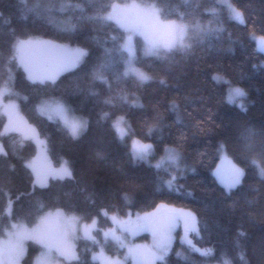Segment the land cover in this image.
Here are the masks:
<instances>
[{
    "label": "trees",
    "instance_id": "1",
    "mask_svg": "<svg viewBox=\"0 0 264 264\" xmlns=\"http://www.w3.org/2000/svg\"><path fill=\"white\" fill-rule=\"evenodd\" d=\"M136 1L155 3L162 9V18L178 19L182 15L187 23L199 21L207 26L211 22L213 28L219 19V26L225 30L218 39L196 45L190 56L177 54L167 63L145 56L143 38L137 35L136 65L152 80L139 85L132 78L117 83L111 73L107 76L112 82V95L122 91L130 102L138 98L143 109L119 102L115 107L104 106L87 93L89 86H93L101 97L110 95L99 81L92 85V72L103 62L104 48L113 47L111 37L119 39L124 34L118 25L85 23L78 25L75 33L66 35L61 29L78 23V11H57L49 22L27 11L49 0H26V4L22 0H0V82L11 69L23 117L45 138L53 164L67 161L75 177L50 179L43 188L34 185V173L26 167V161L35 155L37 144L32 139L19 142L17 133L3 134L6 118L1 112L0 141L8 156L0 154V236L12 221L22 220L32 226L48 211L61 210L87 222L96 219L94 238L98 243L79 237L75 244L77 259L68 264H100L93 254L103 243L102 230L112 226V216L146 213L166 204L195 214L199 231L191 232V239L198 247H210L212 253L202 256L192 252L180 240L177 230L163 264H199L204 259L225 258L231 264H242L241 252L248 264H264V179L251 163L255 159L264 167V157L260 155L264 143V51L258 47L260 37H264V0H230L244 12L243 25L229 17L221 0ZM53 2L58 6L62 0ZM70 2L84 3L88 15L96 11L85 0ZM110 2L132 0H99L102 4ZM29 38L86 48L89 57L61 73L55 82H33L18 61L9 62L15 41ZM123 67L118 65L121 71ZM216 75L246 92L241 101L246 111L228 103L229 84L214 81ZM160 80L165 83H159ZM48 99L64 101L73 114L88 121L87 130L78 140L66 134L59 120H49L39 113L38 105ZM102 111L110 113L109 119H100ZM119 116L126 119L127 135L123 139L112 126ZM247 129L256 133L251 150L241 139ZM132 139L153 146L149 162L130 158ZM221 144L233 162L245 170L242 186L231 197L222 194V187L213 175ZM165 147L180 153L181 168L186 170L176 172L167 163L160 169L154 167L164 155ZM170 173L178 178L175 182L178 190H170L163 183ZM9 200L11 217L5 212ZM38 205L42 210H38ZM112 247L108 245L109 251ZM41 249V245L29 240L23 263L33 264Z\"/></svg>",
    "mask_w": 264,
    "mask_h": 264
},
{
    "label": "snow or ice",
    "instance_id": "2",
    "mask_svg": "<svg viewBox=\"0 0 264 264\" xmlns=\"http://www.w3.org/2000/svg\"><path fill=\"white\" fill-rule=\"evenodd\" d=\"M26 4V0H22ZM85 2L96 9L95 13L88 15L84 3H72L70 0H62L57 6L53 0L48 3L38 5L34 9H28V12L33 13L38 19L53 21V14L57 11L65 12L69 9L78 11L80 15L77 17L78 23H72L61 30L64 34L70 35L78 30V25L91 23L93 25L105 26L110 23H115L123 30V35L118 39L112 36V48H104L105 58L102 63L95 66L92 72V85L97 81L105 85L110 93L107 97H101L100 93L94 90L93 86H89L87 93L89 96L96 98L97 103L104 106L115 107L116 102L126 104L130 107L143 109L144 105L133 99L131 102L128 96L122 91H118L112 95V82L109 80L107 73H111L117 83L127 80L128 78L135 79L139 85H143L152 80V77L135 67L137 62L136 47L134 38L139 35L143 38L144 55L155 57L162 63H167L177 54L182 56H190L193 48L198 44H205L212 38H219V34L225 31L220 27L219 19L216 20L217 27L213 28L211 22L205 26L199 21L187 23L182 15L178 19L162 18V9L155 3H143L132 0L131 3L110 2L108 4L99 3V0H85ZM224 7L229 12V17L234 19L239 24H245L244 12L236 8L230 0H221ZM217 16L218 12H215ZM27 18V15L24 16ZM260 43L264 50V37H260ZM42 50L44 52L55 53L52 56H46L40 61H37L32 52ZM12 56L10 61H18L24 71L28 73V78L33 82L45 81L55 82L60 73L70 70L86 60L89 57V52L86 48L69 49L65 46L56 44L53 41L36 42L31 39H17L12 46ZM123 64V70L118 69V65ZM12 76L9 75V82ZM216 82H225L229 84V92L227 100L229 104L237 105L242 111H246L245 105L241 102L247 95L246 92L239 87L231 86L230 81L216 75L213 77ZM159 83L164 84L165 81L160 80ZM12 92L8 87V83L0 86V110L8 118V124L5 126V132H20L22 136L35 140L38 145L43 146L45 141H41L39 134L35 129L27 126L19 117L17 106L13 103L4 104L3 97L11 95ZM172 109H176V105H172ZM37 110L42 115H47L49 120L58 119L63 126V130L73 140H78L88 128V121L84 119L72 118L67 116L68 109L61 102L50 103L43 101L38 105ZM110 113L102 111L101 120H107ZM124 117H118L112 124L116 129L119 138L123 139L127 135ZM152 129H149L151 133ZM256 135L251 129H247L241 139L245 142V147L252 149V138ZM153 146L151 144H142L139 141H133L130 158L136 162H149V158L153 154ZM220 154L221 164L218 165L213 173L215 182L222 187V194L225 197H231L234 190L242 186L245 178V170L234 164L228 157L223 144L217 149ZM0 154L4 157L8 156L3 145H0ZM260 155L264 157V143L261 146ZM46 159V158H45ZM182 157L175 148L165 147L164 155L160 158L154 167L160 169L162 164L167 163L176 172L184 171L181 168ZM259 170V176L264 179V167H260L255 159L251 161ZM31 168L35 175V184L40 187H46L49 179L64 180L74 179L72 168L67 161H64L60 168H53L50 165L41 164L39 158L26 165ZM170 178L164 181V185L170 190H178L175 188L177 176L170 173ZM127 199V196H125ZM161 204L159 208H165ZM38 210H42V206H37ZM159 211V210H158ZM6 214L12 215V201L9 200L8 206L5 209ZM106 215V213H105ZM75 220V217L68 218L62 212L57 211L55 215L48 212L40 218V223L34 228H28L23 224L12 223L10 228H5L6 239H0V264H19L20 257L25 253V244L32 240L41 245L42 251L35 261V264H53V259L57 256L65 257L72 260L77 259L74 252L70 251L68 241V233ZM113 223L117 224L122 232H128L135 235L141 231H149L154 238L153 249H144L141 246H129L124 243L116 232H105V237H111L116 240L122 247L128 249V255L132 256L136 264H156L160 261L161 264L165 261L170 245L172 242V232L183 222L185 240L192 246L191 240H187V235L190 231L198 232L196 227V219L191 212L177 211L175 209L157 215V213H147L143 217L137 216L136 220L130 218L125 221H120L117 217H112ZM95 221H93V226ZM88 226H85V235L90 236ZM241 236L244 233H240ZM98 243V242H97ZM194 247V246H193ZM196 252H200L203 256H209L211 249L201 251L195 248ZM94 260H98L101 264H121L119 259H111L105 257L103 251L97 256H93ZM239 260L242 264H248L244 258L243 252L239 254ZM223 264H231L230 260H224Z\"/></svg>",
    "mask_w": 264,
    "mask_h": 264
},
{
    "label": "rangeland",
    "instance_id": "3",
    "mask_svg": "<svg viewBox=\"0 0 264 264\" xmlns=\"http://www.w3.org/2000/svg\"><path fill=\"white\" fill-rule=\"evenodd\" d=\"M136 2H137V1H136ZM127 3H131V2H127ZM232 4H233V3H232ZM233 5H234V4H233ZM234 6H235V5H234ZM235 7H236V6H235ZM236 8H237V7H236ZM29 39H31V40H33V41H36V42L47 41V40H44V39H41V38H29ZM56 44H59V45L65 46V47H67V48H69V49H75V48L79 47V46H72V45H69V44H62V43H56ZM258 47H259L260 49H262V45H261V43H260V40L258 41ZM79 48H82V47H79ZM262 51H264V50H262ZM31 55H33L34 58H35L37 61H40V60H42L43 58H45L46 56H52V55H55V53H50V52H44V51H42V50H37V51H35V52H32ZM135 67H137V68L140 69L141 71L146 72L145 70L139 68L136 64H135ZM71 69H72V68H71ZM26 73H27V72H26ZM62 73H63V72H62ZM146 73H147V72H146ZM60 74H61V73H60ZM9 75L12 76V80H11V82H9ZM27 75H28V73H27ZM5 83H8V87L10 88L12 94H11V95H5V96L3 97V103H4V104H8V103H13V104H15V105L17 106V111H18L19 117L21 118L22 122H24V124H26L27 126H30L32 129H35L36 133L39 134V132L37 131V129L35 128V126H34L33 124L29 123L28 121H26L25 118L23 117L21 111H20V107H19V103H18V98L15 96V93H16V92H15V89L13 88V74H12V70H11V69H9V72L7 73V76H5V77L3 78V80L0 82V86H3ZM45 101L50 102V103L61 102V103L65 104L66 107H67V109H68L67 116H68L69 119L77 118V119H84V120H85V118H83V117H81V116H79V115L73 114V113L69 110L67 104H66L64 101L60 100V99H48V100H45ZM1 112L4 113L3 110H0V113H1ZM39 113H40V112H39ZM44 116L47 117V115H44ZM119 117H121V116H119ZM123 117H124V116H123ZM5 118H6V119H5V125H4L3 130H2V133H3V134L17 133V134L19 135V142H21V141L24 140V139H30V138H26V137L22 136L20 132H15V131H12V132H5V126L8 124V118H7L6 115H5ZM54 119H55V120H58V119H56V118H54ZM124 121L126 122L125 117H124ZM123 126L126 127V129H127L126 123H125V125H123ZM125 136H126V135H125ZM125 136H124V137H125ZM39 137H40V140H41V141H45V142H46L45 138H44L43 136H41L40 134H39ZM32 140H33V139H32ZM33 141H35V140H33ZM133 141H139V142L142 143V144H149V143L143 142V141H141V140H139V139H132V140H131V145L133 144ZM35 143H36V142H35ZM36 144H37V143H36ZM0 145H3L1 141H0ZM3 148H4V150L6 151V148H5L4 145H3ZM225 151H226V150H225ZM226 154H227V157L233 162V160L229 157V155H228L227 152H226ZM37 158H39V161H40L41 164L50 165L51 167H53V168H57V169L60 168L61 165H62L63 162H64V161H63L60 165H57V166L54 165L53 162H52V160H51V158H50V155H49V153H48V150H47V146H46V144H44L43 146L37 144V151H36L35 155H34L33 157H31L30 159H28V160L26 161V163L29 164V163L33 162L34 160H36ZM45 158H46V159H45ZM233 163H234V162H233ZM220 164H221V158L219 159V162L217 163V166L220 165ZM234 164H235V163H234ZM217 166H216V167H217ZM237 166H238V165H237ZM216 167H215V169H216ZM49 181H50V179L48 180L47 184L49 183ZM34 182H35V175H34ZM36 185L40 186L39 184H36ZM163 205H165L166 207H165V208H159V206H158L157 208H155L154 210H152V211H150V212L140 213V214H133V215H128V216H126V217H118V216H115V217H117V219L120 220V221H125V220H128L129 218H130L131 220L134 221V220H136L137 216H141V217H143V216H144L145 214H147V213H157V215H161V214H164V213L168 212L169 210L175 209V210H177V211H181V210H182V211H184V212H191V213L194 215L195 219H196L195 214H194L191 210L184 209V208H178V207L171 206V205H166V204H163ZM7 206H8V205H7ZM6 208H7V207H6ZM158 210H159V211H158ZM57 211L62 212L63 215L66 216V217H68V218L75 217V220H74V222H73V224H72V226H71V229L69 230V233H68V241H69V244H70V251L74 252L75 255H76V247H75L76 240H77L79 237H88V236L85 235V226H88V228H89V230H90V231H89L90 236L94 237V234H95L94 231H95V229H96V227H97V220H96V219H93L92 221H89V222H87V221H83V220L80 219L77 215H75V214H68V213H66V212H64V211H61V210L48 211V212H54L53 215H55V213H56ZM46 213H47V212H46ZM46 213L42 214V215L39 217V219L37 220V222H36L34 225H32V226L27 225V224H26L24 221H22V220L12 221L11 224H12V223H18V224H23V225H25V226L28 227V228H34L37 224L40 223V218H41L43 215H45ZM112 217H113V216H112ZM93 221H95V225H94V226H93ZM112 222H113V220H112ZM196 222H197V219H196ZM196 227H197V223H196ZM7 228H10V226L7 227ZM113 230L116 232V235H117V236H120L121 239L124 241V243L127 244V245H129V246H133V247H134V246H141V247L144 248V249H149V250L153 249L154 238H153V235H152L151 232H149V231H141V232L136 233L135 235H132L131 233H128V232H122V231L120 230V228L117 226V224L113 223L112 226L107 227V228H105V229L102 230V236H103L102 239H103V243L101 244L99 250H97V251L93 254V256H94V255H97V256H98V255L101 253V251H103V254H104L105 257H108V258H111V259H119V260L121 261V264H136L135 259H134L132 256H129V255H128V249H127L126 247H122V246L120 245V243H118L116 240L112 239L110 236L107 237V238L105 237V235H104L105 232H110V231H113ZM177 230H178V232H179L178 234H179V238H180V240H181L182 242L186 243L187 246L190 248V250H191L192 252H196V251L194 250L195 248L201 249V251L211 249L210 247H203V248H202V247H198L196 244H194L193 241H192V239H191V236H190V235H191L190 233L193 232V231H190V232L188 233V235H187V240H191V242H192V246H190V245L186 242V240H185L184 224H183V222H181V223H180V224L174 229V231H173L172 234H171V235H172V242H171V245H170V249H169V251L171 250V247H172L173 242H174V240H175ZM139 235L143 236V238H142V239H138V238H139V237H138ZM6 238H7V237H6L5 232H4V235L1 234L0 239H6ZM88 238H89V237H88ZM27 242H28V241H27ZM27 242H26V244H25V253H24L23 256L20 257L19 264H24L22 259H23V257H24L25 254H26V250H27ZM108 245L113 246V247L111 248L112 250L109 251V249H108ZM193 246H194V247H193ZM117 250H122V252L119 253ZM211 250H212V249H211ZM41 251H42V249H41ZM41 251H40V252H41ZM40 252L35 256L34 261H33V264H35V261H36L37 258L39 257ZM168 253H169V252H168ZM197 253L201 255L200 252H197ZM211 253H212V251H211ZM202 256H203V255H202ZM226 259L229 260L228 258H225L224 260H226ZM224 260H223V261H208L207 259H204V260H201V261L199 262V264H223ZM69 261H70V260H69V259H66L65 257L57 256V257H55V258L53 259V264H68ZM99 262H100V261H99ZM100 264H101V262H100ZM156 264H161V263H160V261H156Z\"/></svg>",
    "mask_w": 264,
    "mask_h": 264
}]
</instances>
